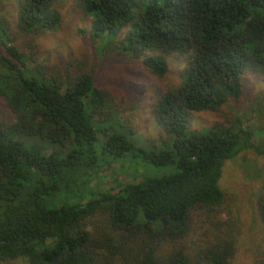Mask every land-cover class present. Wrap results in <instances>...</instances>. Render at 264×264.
Masks as SVG:
<instances>
[{
  "label": "trees",
  "instance_id": "16d2710c",
  "mask_svg": "<svg viewBox=\"0 0 264 264\" xmlns=\"http://www.w3.org/2000/svg\"><path fill=\"white\" fill-rule=\"evenodd\" d=\"M56 1L20 0L21 33L55 32ZM78 1L103 45L124 32L117 50L159 78L168 73L164 55L183 65L180 84L154 109L171 146L131 143L110 120V93L88 71L49 72L11 45L0 24L7 53L0 98L14 118L0 120V262L231 264L239 232L220 220L227 197L218 181L226 160L244 149L264 156V147H254L243 130L215 124L191 132L188 124L193 112L238 100L246 77H264V0ZM129 154L175 172H131L113 179V188L97 189L101 173ZM62 196L59 206L50 204ZM258 208L264 223V194ZM98 215L102 228L92 224ZM257 254L256 264H264V247Z\"/></svg>",
  "mask_w": 264,
  "mask_h": 264
},
{
  "label": "rangeland",
  "instance_id": "374dc122",
  "mask_svg": "<svg viewBox=\"0 0 264 264\" xmlns=\"http://www.w3.org/2000/svg\"><path fill=\"white\" fill-rule=\"evenodd\" d=\"M19 3L20 0H0V24L6 25L11 45L20 52L34 55L36 62L51 73L88 71L95 85L110 93L113 105L110 120L120 122L117 128L131 143L144 149H169L170 138L157 124L154 109L158 97L181 82L183 65L175 56L164 55L168 73L161 78L156 77L142 65L141 59L128 57L117 50V43L124 32L116 38V44L103 45L93 38L91 17L82 10L78 0L56 1L55 8L60 13L61 22L55 32L21 33L17 21ZM6 54L0 41V58ZM13 119L0 98V120ZM215 124L231 127L234 132L246 131L254 147H264V77H246L240 98L226 103L217 111L191 113L188 131L202 132ZM128 156L101 173L102 186L97 189H111L115 185L113 179L123 181L124 176L131 172L147 177L175 172L173 166L155 167L138 157L132 158V154ZM218 185L227 197L221 207L220 220L234 222L239 232L231 264H256L258 249L264 247V223L258 208L264 194V156L244 149L235 158L226 160ZM63 201H66L64 196L50 204L59 206ZM92 224L102 228L105 219L98 215ZM0 264L27 263L14 259Z\"/></svg>",
  "mask_w": 264,
  "mask_h": 264
}]
</instances>
